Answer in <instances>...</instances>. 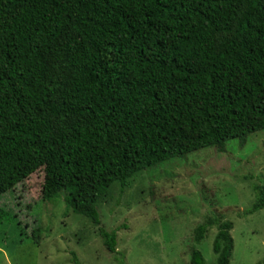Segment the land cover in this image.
Here are the masks:
<instances>
[{"label": "trees", "instance_id": "1", "mask_svg": "<svg viewBox=\"0 0 264 264\" xmlns=\"http://www.w3.org/2000/svg\"><path fill=\"white\" fill-rule=\"evenodd\" d=\"M260 130L264 0H0V196L44 167L43 200L88 217L109 252L113 184ZM214 225L215 264H230L231 220L206 217L195 242ZM190 260L208 264L196 246Z\"/></svg>", "mask_w": 264, "mask_h": 264}, {"label": "rangeland", "instance_id": "2", "mask_svg": "<svg viewBox=\"0 0 264 264\" xmlns=\"http://www.w3.org/2000/svg\"><path fill=\"white\" fill-rule=\"evenodd\" d=\"M44 180L41 167L0 196V264H77L74 254L79 264H191L193 246L215 264L217 226L199 243L194 229L217 214L233 222L230 264L264 262V208L250 211L253 185L264 184V130L244 146L231 140L225 151L206 147L143 169L124 192L113 184L99 209L102 224L117 230L114 253L88 217L43 200Z\"/></svg>", "mask_w": 264, "mask_h": 264}]
</instances>
